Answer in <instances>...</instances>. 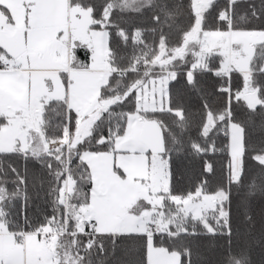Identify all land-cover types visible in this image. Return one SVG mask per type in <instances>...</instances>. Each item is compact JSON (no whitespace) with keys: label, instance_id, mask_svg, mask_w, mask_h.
Here are the masks:
<instances>
[{"label":"snow or ice","instance_id":"snow-or-ice-1","mask_svg":"<svg viewBox=\"0 0 264 264\" xmlns=\"http://www.w3.org/2000/svg\"><path fill=\"white\" fill-rule=\"evenodd\" d=\"M239 3L0 0V264H197L205 234L223 244L204 264H257L264 0Z\"/></svg>","mask_w":264,"mask_h":264},{"label":"trees","instance_id":"trees-1","mask_svg":"<svg viewBox=\"0 0 264 264\" xmlns=\"http://www.w3.org/2000/svg\"><path fill=\"white\" fill-rule=\"evenodd\" d=\"M218 3L221 6H224L226 3V0H218ZM255 5L257 8L261 6V0H240L238 11L243 14L246 11H249L250 5ZM122 25L127 27L129 25L135 24V25H145L146 23V17L141 18L139 16L135 15H127L123 18L121 21ZM215 83V78L213 76H208L204 81V86L208 89H211L213 84ZM186 103L192 104L195 106V108L199 107V97L196 96H189L186 97ZM258 139V136L256 137ZM221 140L222 136L217 138V144L218 146H221ZM206 160H209L210 162H213L214 165L217 168V176L211 181L212 187H215L218 183V181L221 178V166L226 164L227 156L224 153H216L214 155H209L208 157H205ZM14 166H21L22 162L19 160H12L11 161ZM202 164L203 161H201L199 158L196 160L192 159H180L177 161L176 167L179 173V179L180 184L179 188L180 190L189 189L191 187V184L193 182H197V177L202 172ZM250 171L255 173L257 169L255 168V164L253 163L250 165ZM238 199V198H236ZM36 204H39L41 207H43V204L40 201H36ZM251 206L255 208L257 218H259L260 214V207H261V200L259 197L255 198L251 201ZM35 211V209H30L29 214L31 215L32 212ZM233 212L240 216L241 210L238 207V204L234 202L233 204ZM264 238V228L261 227L259 222H257V225L252 233V239H253V256L255 260L257 261V264H260V261L264 259V252L261 251L260 243L261 239ZM223 244L222 240L213 239L209 235H202L198 239L193 241L194 249L197 251L193 255V260L197 261V264H204V262L211 261L215 258V253L213 251L214 248L220 246ZM121 253H117V256H121ZM113 260L115 258H112ZM111 264V261H110Z\"/></svg>","mask_w":264,"mask_h":264},{"label":"built area","instance_id":"built-area-1","mask_svg":"<svg viewBox=\"0 0 264 264\" xmlns=\"http://www.w3.org/2000/svg\"><path fill=\"white\" fill-rule=\"evenodd\" d=\"M221 136H222V134H221ZM218 154H220V153L218 152Z\"/></svg>","mask_w":264,"mask_h":264}]
</instances>
